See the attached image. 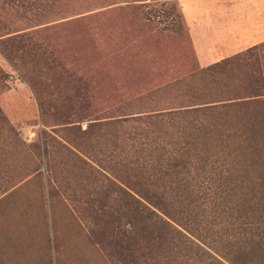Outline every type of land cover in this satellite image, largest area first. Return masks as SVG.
<instances>
[{
  "label": "trees",
  "instance_id": "trees-1",
  "mask_svg": "<svg viewBox=\"0 0 264 264\" xmlns=\"http://www.w3.org/2000/svg\"><path fill=\"white\" fill-rule=\"evenodd\" d=\"M178 25L167 30L176 34ZM2 36L0 55L16 69L26 34ZM41 59L21 72L42 126L36 147L45 161L61 155L68 164L85 195L89 240L108 260L264 264V72L256 46L147 92L120 94L102 117L92 80ZM203 193L214 200L213 218L205 214L209 242L208 228L197 232Z\"/></svg>",
  "mask_w": 264,
  "mask_h": 264
},
{
  "label": "rangeland",
  "instance_id": "rangeland-1",
  "mask_svg": "<svg viewBox=\"0 0 264 264\" xmlns=\"http://www.w3.org/2000/svg\"><path fill=\"white\" fill-rule=\"evenodd\" d=\"M188 19L177 0H0V36L25 33L20 42L28 45L14 53L16 69L0 55V264H113L89 240L85 195L68 164L61 155L45 161L36 147L42 126L21 78L25 66L36 57L58 59L73 78L95 83L93 109L111 116L120 94L147 92L225 57H211L223 46L197 42ZM170 24H179V32L167 30ZM210 197L199 199L205 212L197 232L208 228L206 242L212 219L205 214H215Z\"/></svg>",
  "mask_w": 264,
  "mask_h": 264
},
{
  "label": "crops",
  "instance_id": "crops-1",
  "mask_svg": "<svg viewBox=\"0 0 264 264\" xmlns=\"http://www.w3.org/2000/svg\"><path fill=\"white\" fill-rule=\"evenodd\" d=\"M189 19L193 38L224 58L256 46L262 62L264 54V0H177ZM244 46V47H243ZM221 54V55H222ZM263 65V62H262ZM264 68V65H263Z\"/></svg>",
  "mask_w": 264,
  "mask_h": 264
}]
</instances>
